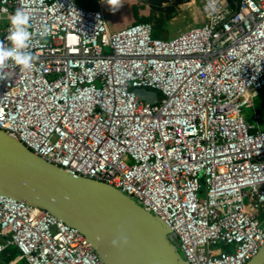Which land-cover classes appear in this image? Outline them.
I'll return each mask as SVG.
<instances>
[{
    "label": "built area",
    "instance_id": "built-area-1",
    "mask_svg": "<svg viewBox=\"0 0 264 264\" xmlns=\"http://www.w3.org/2000/svg\"><path fill=\"white\" fill-rule=\"evenodd\" d=\"M201 1L205 24L159 38L149 22L112 31L101 4L0 0V41L22 8L36 57L2 69L0 130L160 216L190 264H246L264 245V129L246 114L264 88V0ZM11 246L27 264H103L77 228L0 195V257Z\"/></svg>",
    "mask_w": 264,
    "mask_h": 264
},
{
    "label": "water",
    "instance_id": "water-1",
    "mask_svg": "<svg viewBox=\"0 0 264 264\" xmlns=\"http://www.w3.org/2000/svg\"><path fill=\"white\" fill-rule=\"evenodd\" d=\"M135 92L140 100L159 101L157 91ZM0 195L46 209L77 228L103 264H190L160 216L106 182L74 175L47 161L2 130ZM246 264H264V245Z\"/></svg>",
    "mask_w": 264,
    "mask_h": 264
},
{
    "label": "rangeland",
    "instance_id": "rangeland-1",
    "mask_svg": "<svg viewBox=\"0 0 264 264\" xmlns=\"http://www.w3.org/2000/svg\"><path fill=\"white\" fill-rule=\"evenodd\" d=\"M190 1H193L191 5L183 3V5L178 6L176 14L169 21H167L166 27L168 33L166 38L175 37L193 27L205 24V19L202 13V1L188 0V2ZM76 2L82 7L94 9L98 8L100 4L103 5L108 16L110 29L112 31L115 30L116 27H114L111 22H113L115 26H119L118 29H121L137 22L142 17H153L155 14L158 16H166L167 14L166 10L162 11L157 7V3H151L150 0H122L123 6L115 13L111 12L106 4H102L101 0H76ZM168 5V3H163V9H165ZM136 9L138 14H136ZM5 26L6 21L0 20V30ZM254 104V108L251 107L246 111L247 119L260 125L263 122L255 120V114H264V88L259 91L258 95H256Z\"/></svg>",
    "mask_w": 264,
    "mask_h": 264
},
{
    "label": "clouds",
    "instance_id": "clouds-1",
    "mask_svg": "<svg viewBox=\"0 0 264 264\" xmlns=\"http://www.w3.org/2000/svg\"><path fill=\"white\" fill-rule=\"evenodd\" d=\"M101 3L106 4L113 13L123 6L122 0H101ZM29 28L30 17L22 8L17 9L9 17L8 43L0 41V79L4 78L2 69L9 61L25 70L33 67L36 57L27 50L31 39ZM41 35L46 36L47 30L45 29ZM112 243L116 246L117 241L114 240Z\"/></svg>",
    "mask_w": 264,
    "mask_h": 264
},
{
    "label": "trees",
    "instance_id": "trees-1",
    "mask_svg": "<svg viewBox=\"0 0 264 264\" xmlns=\"http://www.w3.org/2000/svg\"><path fill=\"white\" fill-rule=\"evenodd\" d=\"M151 3L155 2L158 4V8L167 11L166 16L154 15L153 17H142L137 22H149L153 26V34L155 37L166 38L167 35V21H169L177 12L178 6L180 3L187 2L188 0H173L165 9H163L162 4L168 2L169 0H150ZM136 14L137 9H136ZM18 250L15 247L8 248L0 257V261L5 264H16L18 262ZM19 259L22 261L21 255ZM24 261V260H23Z\"/></svg>",
    "mask_w": 264,
    "mask_h": 264
},
{
    "label": "crops",
    "instance_id": "crops-1",
    "mask_svg": "<svg viewBox=\"0 0 264 264\" xmlns=\"http://www.w3.org/2000/svg\"><path fill=\"white\" fill-rule=\"evenodd\" d=\"M172 1H173V0H169L168 2H165V3L170 4ZM184 3H187V4H190V5H191V4L193 3V1H190V2L187 1V2H184ZM187 4H186V5H187ZM180 5H183V3H180V4L177 5V6H180ZM111 23H112V25H114V27H116L115 30H118V27H119V26H117V25L115 26V24H114L113 22H111ZM167 33H168V32H167ZM261 122H263V123L260 124V126L264 129V121H261ZM11 247H15V248H17L16 246H11ZM17 250H18V248H17ZM18 254L21 255L19 250H18ZM19 255H18V260H19V261L16 262V264H27L26 261H25V259H22V261H21V259H19ZM23 260H24V261H23ZM0 262H1V261H0Z\"/></svg>",
    "mask_w": 264,
    "mask_h": 264
}]
</instances>
